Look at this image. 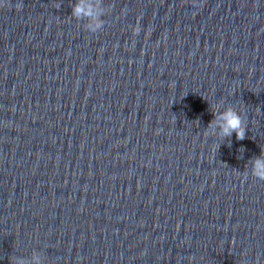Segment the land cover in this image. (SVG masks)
Wrapping results in <instances>:
<instances>
[{
	"label": "water",
	"instance_id": "water-1",
	"mask_svg": "<svg viewBox=\"0 0 264 264\" xmlns=\"http://www.w3.org/2000/svg\"><path fill=\"white\" fill-rule=\"evenodd\" d=\"M76 3L0 0V264H264V0Z\"/></svg>",
	"mask_w": 264,
	"mask_h": 264
},
{
	"label": "clouds",
	"instance_id": "clouds-1",
	"mask_svg": "<svg viewBox=\"0 0 264 264\" xmlns=\"http://www.w3.org/2000/svg\"><path fill=\"white\" fill-rule=\"evenodd\" d=\"M19 6L21 7V5ZM71 15L77 20L87 18L90 21H96L95 23L87 25V30L90 33H96L103 27L102 22H99V14L92 0H77V3L72 7ZM212 115L213 121L210 122L209 127L215 126L218 128L221 138H229L230 140L233 133H235L237 140L245 139L246 129L238 111L227 108L222 112L214 111ZM228 146L231 147L230 142ZM251 175L259 181H264V150H262L261 157H257L253 160ZM12 264H25V261L17 259L15 261L13 260ZM32 264H40L38 256L32 258Z\"/></svg>",
	"mask_w": 264,
	"mask_h": 264
}]
</instances>
